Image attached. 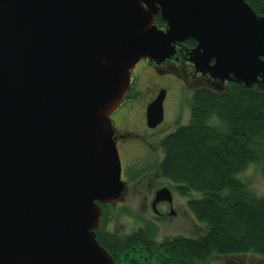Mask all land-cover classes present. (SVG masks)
I'll list each match as a JSON object with an SVG mask.
<instances>
[{"label":"water","instance_id":"95a60500","mask_svg":"<svg viewBox=\"0 0 264 264\" xmlns=\"http://www.w3.org/2000/svg\"><path fill=\"white\" fill-rule=\"evenodd\" d=\"M188 38L195 70L264 87V15L245 0H0V264H114L95 233L125 188L110 115L139 61ZM160 201L172 215L168 187Z\"/></svg>","mask_w":264,"mask_h":264},{"label":"trees","instance_id":"16d2710c","mask_svg":"<svg viewBox=\"0 0 264 264\" xmlns=\"http://www.w3.org/2000/svg\"><path fill=\"white\" fill-rule=\"evenodd\" d=\"M245 2L264 15V0ZM154 24H165L159 13ZM190 98L188 123L159 139L163 154L155 169L188 198L187 209L205 231L156 241L146 225L119 235L106 231L109 204H103L96 239L114 264H205L214 254L264 256V198L237 177L264 156V89L231 83L222 91L196 88ZM212 118L217 123H210ZM224 264L244 263L229 258Z\"/></svg>","mask_w":264,"mask_h":264},{"label":"rangeland","instance_id":"374dc122","mask_svg":"<svg viewBox=\"0 0 264 264\" xmlns=\"http://www.w3.org/2000/svg\"><path fill=\"white\" fill-rule=\"evenodd\" d=\"M149 68L143 61H139L134 66L132 74L136 78L132 84L133 92L123 98L117 109L110 115L115 133L123 136L118 138V142L120 143V178L124 181L125 188L121 197L109 204L105 219L110 218V222L109 227L105 226L120 235L126 234L139 226L149 225L155 231L154 239L156 241L181 235L195 237L204 233L205 227L187 209L186 201L188 198L178 195L174 188L175 185L166 178L159 174L155 176L147 171L152 170L153 166L162 157V149L158 146L159 139L174 130L178 125L188 123L191 92L189 90L184 91L182 85H179L177 74H158L157 87L159 86L165 90L163 119L155 130L157 137L151 136V128L147 127L145 119V109L153 88L152 84L149 85L147 78ZM146 85L147 90H144ZM209 122L217 123L214 118ZM125 129L132 131L124 135L122 131ZM149 140L154 141L153 145L159 147L157 149V162L147 163L151 160L149 149L145 146ZM124 142L126 145H123ZM237 177L247 184L254 195L264 198V156L261 162L249 164L244 171L237 174ZM158 187H168L173 197L171 208L174 213L169 214V219H165L163 222H155V211L153 212L150 208V200L154 195L152 190ZM144 188L145 190L139 191V189ZM198 194L197 192H191L190 195L198 196ZM229 258L243 261L244 264H264V256L254 254L235 256L214 254L205 264H224Z\"/></svg>","mask_w":264,"mask_h":264},{"label":"flooded vegetation","instance_id":"af4514ba","mask_svg":"<svg viewBox=\"0 0 264 264\" xmlns=\"http://www.w3.org/2000/svg\"><path fill=\"white\" fill-rule=\"evenodd\" d=\"M164 27H165V24L161 28H164ZM193 47H196V41L192 38H188V39H185L181 42H176L175 46H174V54L167 57V58H164L161 61H157V60H153V59L152 60H150V59L141 60V61H143V63L145 65H148L150 67L149 68L150 71L148 72L147 78L149 80V85L152 84L151 86H153V88H152V95L150 96V98L148 100L149 103L156 97L158 91L161 90V87H159V86L157 87V83H156V79L158 77V74H160V73L162 75H169L172 73L177 74L178 75L177 82L179 83V85H182V88L184 89V91L189 90L191 92L190 95L192 94V92L196 88H199V87H204V88H208L210 90H215V91H222L223 89H225L227 87V85H229L231 83H237V82H234V81L228 80V79L221 81V80H218L216 78L211 77L209 75V73L206 71L201 72V71L195 70V67H194V64L192 61V55L190 54L191 49ZM213 62H214V59H211L208 62L209 63L208 65H211ZM132 72H133V69L131 70V73H130V81H131L130 88L125 92L123 98H126L127 96L132 94L130 92H133L132 84L135 81L134 79L136 77L133 76ZM256 85L258 88L259 87L263 88L262 84L258 83ZM146 87H147V85L145 86L144 90H147ZM262 88H260V89H262ZM158 126L151 128V129L149 128L152 131V132H150L151 136L157 137L155 130L157 129ZM130 131H132V130L125 129L122 132L124 133V135H126ZM114 137H115V143H116L118 155L120 158V151H119L120 143L118 142V138L123 137V136H120L119 134L114 133ZM153 144H154V141L149 140L145 145L149 149L150 157H151L150 162H147V163L157 162V156H158L157 149L159 147H157V145H153ZM123 145H126L125 142L123 143ZM155 165L153 166L152 170H150V171L147 169L146 170L150 173H153L155 176H157L158 172L155 169ZM159 188H161V187H158L152 191L155 192ZM143 190H145V188L142 190L139 189L140 192ZM153 197H154V195H152V198L150 200V208L151 209H152L151 202L153 200ZM155 208L157 210L156 212H154V210L152 209V211L154 212V216L156 218L155 222L156 221L157 222H163L165 219H169L170 205L167 202L160 201V202L156 203ZM100 224H101V222H100ZM100 224H99V227H100ZM106 231L112 232L110 229L106 230ZM181 236H183V235H181Z\"/></svg>","mask_w":264,"mask_h":264}]
</instances>
